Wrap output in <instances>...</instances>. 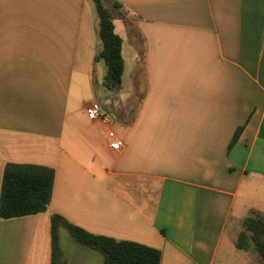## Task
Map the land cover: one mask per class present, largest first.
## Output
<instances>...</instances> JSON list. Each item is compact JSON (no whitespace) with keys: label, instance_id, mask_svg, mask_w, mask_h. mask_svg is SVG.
<instances>
[{"label":"crops","instance_id":"0c3cea01","mask_svg":"<svg viewBox=\"0 0 264 264\" xmlns=\"http://www.w3.org/2000/svg\"><path fill=\"white\" fill-rule=\"evenodd\" d=\"M112 1L124 71L100 91L86 0H0V190L9 164L55 174L45 211L0 218V264H54V214L160 264H264L228 234L264 179V0Z\"/></svg>","mask_w":264,"mask_h":264},{"label":"trees","instance_id":"16d2710c","mask_svg":"<svg viewBox=\"0 0 264 264\" xmlns=\"http://www.w3.org/2000/svg\"><path fill=\"white\" fill-rule=\"evenodd\" d=\"M99 18L98 33L101 39V57L107 67L106 86L119 89L122 83L124 61L122 39L114 30L113 15L102 0H94ZM117 7V3H113ZM54 170L39 165L9 164L5 167L0 190V218L8 219L43 212L52 196ZM53 248L55 230L60 225L68 228L81 244L94 249L104 257L103 264H160L159 250L132 241L95 235L66 222L61 216L51 217ZM237 246L248 250L253 247L264 259V221L249 219L244 222Z\"/></svg>","mask_w":264,"mask_h":264},{"label":"rangeland","instance_id":"374dc122","mask_svg":"<svg viewBox=\"0 0 264 264\" xmlns=\"http://www.w3.org/2000/svg\"><path fill=\"white\" fill-rule=\"evenodd\" d=\"M87 8L90 14V26L93 31L95 45L97 47L95 52V79L99 82V90H103V79L101 74V65L106 66L104 60L99 57V47L101 46V39L98 33L99 18L97 14L96 3L94 0H86ZM102 4L112 10L114 9L112 0H102ZM114 23V22H113ZM117 31L121 34L120 24L116 23ZM99 49V50H98ZM126 70L125 80L127 81L132 69V54L126 50ZM101 64V65H100ZM249 219L264 221V179L254 178L244 180L238 197L236 199L232 219L230 221L228 230L231 236L240 230H244V222ZM55 254L54 264H103L104 257L98 251L91 249L79 241H77L70 231L55 230ZM253 248V247H251ZM254 249V248H253ZM256 252V253H255ZM255 258L261 255L254 250ZM262 258V257H261Z\"/></svg>","mask_w":264,"mask_h":264},{"label":"built area","instance_id":"2783aa9c","mask_svg":"<svg viewBox=\"0 0 264 264\" xmlns=\"http://www.w3.org/2000/svg\"><path fill=\"white\" fill-rule=\"evenodd\" d=\"M86 112L91 120H97L104 124L110 123L109 116L98 101H92L91 103H89L86 108ZM108 138L110 139L111 148L116 151L120 150V148L122 147V141L112 133L108 134Z\"/></svg>","mask_w":264,"mask_h":264}]
</instances>
